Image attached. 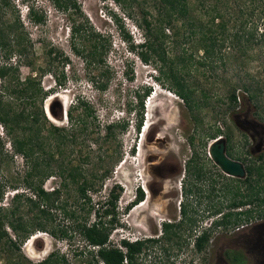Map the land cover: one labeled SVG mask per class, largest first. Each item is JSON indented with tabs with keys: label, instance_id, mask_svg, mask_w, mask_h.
<instances>
[{
	"label": "rangeland",
	"instance_id": "rangeland-1",
	"mask_svg": "<svg viewBox=\"0 0 264 264\" xmlns=\"http://www.w3.org/2000/svg\"><path fill=\"white\" fill-rule=\"evenodd\" d=\"M10 1L12 9L6 17L10 21L14 14L19 17L21 29L29 39L25 61L18 65L19 75L25 79L35 73H39L40 77L43 72H48L42 78L45 90L55 87V75L65 83L62 89L56 90L45 102L47 115L59 125H66V119L63 123L55 120L49 111L51 106H55L57 110H65L75 104L78 98H84L95 108L97 118L94 133L78 147L82 156L70 154L69 157L76 164L81 162L91 175H96L102 167L111 171V174L107 178H96L97 185L88 191L91 202L79 196L77 185L65 187L52 210L51 230L57 234L54 236L50 231L36 232L21 244L19 252H2L1 249L6 250L7 246L4 247V242H1L0 264H16L20 258L25 260L22 264H36L47 259L53 252L64 258L59 264H96L91 253L93 249L86 246L76 227L78 224L90 225L97 220L99 203L105 201L116 185L119 187L117 193L121 194L116 209L117 221L110 233L111 244H121L122 237L126 236L141 239V242L162 239L165 224L174 225L172 230L177 232L171 242L165 239L158 244L146 243L147 246L137 258V264H226L225 253L232 247H241L243 237L242 231L232 232L237 227L235 225L215 228L214 222L211 226L212 221H219L221 214L229 212L224 207L231 197L232 191H228V188L232 182L220 175L221 170L210 157V146L216 138L230 136V156L248 161L250 144L236 127L234 117L238 114L240 121L249 119L264 129L262 48L256 46L249 52V60L234 50L227 49L226 54L231 57L228 66L219 64L211 72L198 64L197 58L186 79L190 85L198 87L195 98L201 99L204 104L200 110L191 113L177 95L171 80L162 78L154 64H145L137 51L133 50L145 37L144 18L152 20L151 16L146 17L144 14V8L148 7L146 10H149L153 6L152 2L74 0L81 12L69 10L65 13L55 6V0ZM236 5V2L231 3L232 8L237 9ZM27 6H33L40 13L44 12L47 23H31ZM257 20L258 15L253 17L255 23ZM80 22L106 36L110 50L105 57V64H99L89 56L82 50L79 42L77 46L82 52H75L69 28L72 23ZM189 46H184L187 50L184 47L174 48V54L195 51L196 46H191L192 50H189ZM85 47L88 48L89 43ZM170 47L172 45L168 49ZM50 48H55L59 54L63 53L68 57V62L55 60L54 55L48 56ZM174 54L170 51L171 56ZM2 55L5 53L0 52V65L3 64ZM16 55H12L11 62L15 66L18 63ZM198 57L201 58L202 55L199 53ZM25 63H31L32 68ZM143 87L151 88L152 92L151 98L145 101L143 125L146 122L147 128L145 131L142 128L138 131L137 112L134 110L128 114L127 110L137 107L139 100L136 94ZM232 88L237 89L240 98L238 108L235 109L231 108L228 100ZM247 93L257 96L249 101ZM124 120H129L126 130L117 128L115 140L110 143L102 141L107 125H121ZM218 131H221L220 136H217ZM97 140L99 144H96ZM193 154L197 155L198 164L204 168L202 179H187L184 176L185 164ZM249 161V165L259 167L257 161ZM0 166L8 181H16L15 185L24 189L21 178L24 161L12 150L1 124ZM258 177L255 173L250 179L257 183L260 199L264 201V167L263 178L258 180ZM59 182L56 177L50 178L44 188L52 191L60 186ZM140 185L146 189L147 194L141 188L143 201L132 207L139 196L137 188ZM191 186L196 188V192L187 195L185 190ZM16 192L13 189L7 190L4 199L6 205ZM211 194L218 197L216 217L209 214ZM144 202L146 205L138 210ZM251 205L253 207V203ZM184 207L187 210L186 216H183ZM236 211L233 209V212ZM250 211L253 220L264 219V203ZM103 220L109 221L110 217L104 215ZM241 224H244L243 220L239 226ZM205 229L210 233L211 241L203 252H198L195 240ZM6 230L10 238L14 239L15 233L10 228ZM64 232L67 236L63 235ZM229 253L230 257H236V261L242 259L240 254Z\"/></svg>",
	"mask_w": 264,
	"mask_h": 264
},
{
	"label": "trees",
	"instance_id": "trees-1",
	"mask_svg": "<svg viewBox=\"0 0 264 264\" xmlns=\"http://www.w3.org/2000/svg\"><path fill=\"white\" fill-rule=\"evenodd\" d=\"M55 1V6L65 13L69 10L81 12L74 0ZM114 1L121 3L124 0ZM147 1L152 2L153 6L149 7V10L145 7L144 14L146 17L151 16L152 20L144 18L145 37L143 42L133 50L137 51L142 62L147 65L154 64L162 78L171 80L177 95L191 113L200 110L204 104V101L202 103L201 99L195 98L198 87L190 85L186 79V76L191 74L190 70L197 58L198 64L211 72L219 64L228 66L231 57L226 54L227 49L234 50L247 60L250 59L249 52L256 46L264 51V0H145L143 3ZM234 2L237 4V9L231 7V3ZM11 9L10 0H0V52L5 53L2 55L3 64L0 65L2 88L0 90V124L9 138L12 150L24 161V170L21 175L24 189L15 185L16 181H8L4 169L0 166V243L4 242V247L7 246L6 250L1 249L5 253L19 252L21 244L36 232L50 231L54 236L57 234L51 230L52 210L65 187L70 184L77 185L79 196L91 202L88 191L97 185L96 178H107L111 174V171L102 167L96 175H91L81 162L76 164L69 157L70 154L82 156L78 147L94 133L97 118L95 108L84 98H78L75 104L73 103L65 110L62 108L57 110L55 106H51L50 111L55 120L63 123L66 119V125H59L47 115L45 102L56 90L62 89L65 83L55 75V87L45 90L42 86V78L48 72H43L40 77L39 73H35L25 79L19 75L20 66L18 65L25 61L29 39L21 29L19 17H15L14 14L12 21L7 19L6 16ZM27 9L31 23L34 25L47 23L44 12H38L33 6H27ZM256 15L258 20L255 23L253 17ZM69 31L75 52L78 54L82 52L77 46L79 42L82 50L89 56L95 58L99 64H105V57L110 50L106 36L82 22L72 23ZM88 43L89 47L86 48L85 44ZM170 45L172 47L168 49ZM187 45H190L189 50L196 46L195 51L174 54V48H183ZM184 50L187 49L184 47ZM170 51L174 54L173 56L170 55ZM47 53L48 56L54 55L55 60L61 59L63 63L68 62V57H65L63 53L59 54L55 48H50ZM199 53L202 55L201 58L198 57ZM14 54H17L16 59H18L16 66L11 63ZM25 64L31 68L33 66L31 63ZM139 90L136 94L139 100L137 107L127 110L128 114L134 110L137 112L136 129L138 131L143 126L146 98L152 92L149 87ZM203 94L206 98V93ZM256 96L257 94L247 93L249 101H253ZM239 99L237 89L232 88L228 96L231 108H238ZM128 126L129 120H124L121 125L116 123L107 125L102 141L112 142L116 138L117 128L126 130ZM220 132H217L219 134L217 136L221 135ZM190 142V144L193 143V138ZM96 144H99L98 140ZM184 172L187 179L204 177V168L198 164L196 154H193L186 162ZM248 172V195L243 193L242 185L245 187V183L241 180L232 182L228 188V191H232L233 194V209L237 210L242 205L258 202L260 199V189L251 179L257 173L260 180L263 168L251 164ZM53 177L59 179L60 186L47 191L44 184ZM118 188L117 185L113 187L105 201L99 203L96 211L98 218L94 223L78 224L76 227L83 236L86 246L93 249L91 253L94 255L96 264L100 262L137 264V258L147 246L146 243L158 244L165 239L171 242L177 235V232L172 230L174 225L165 224V234L162 239H149L146 242L136 243L122 242L119 244L120 247L111 244L109 238L117 221L116 209L121 194V192L117 193ZM8 189L17 192L13 195L11 202L6 205L4 199ZM185 192L186 194L195 193L196 188L191 186ZM137 198L134 205L143 201L144 194L141 189ZM245 199L248 201H244ZM251 212L249 211L247 216L250 217ZM218 213L220 214V210ZM102 215L110 217V220L104 221ZM186 215L187 210L184 207L183 216ZM244 215L246 214L242 211L224 213L222 218L215 222V228L227 227L230 224L239 226L245 219ZM73 216L72 213L71 217ZM7 228L15 233L14 239L10 238ZM63 235L67 236L65 232ZM210 241V233L203 231L195 240L196 250L203 252ZM229 254L227 251L226 257H230ZM8 259L10 260L9 257ZM63 260L64 258H60L53 252L47 259L36 264H59ZM22 261L25 260L20 258L16 264H22Z\"/></svg>",
	"mask_w": 264,
	"mask_h": 264
},
{
	"label": "flooded vegetation",
	"instance_id": "flooded-vegetation-1",
	"mask_svg": "<svg viewBox=\"0 0 264 264\" xmlns=\"http://www.w3.org/2000/svg\"><path fill=\"white\" fill-rule=\"evenodd\" d=\"M239 116L240 115H238V114L235 115L234 122H235L236 127L242 133V136L243 137L245 136L248 139L247 141H249L250 145H248V152H249L250 156L248 157L249 158L248 161H244L241 159H234L233 157H231L230 156V149H229V137L230 136L225 137L224 139H225V142L227 145V156L229 158L235 160V161L241 162L245 167L247 176L243 179L234 178L232 176L226 175L222 171H221L220 175H222L223 177L229 178L227 180H230V182H234V180L243 181V183H245V187L243 188V193L245 195H248V193H249L248 182L249 181H248L247 177L249 176V172H248L249 162H250L249 160L257 161L259 167H261V168L264 167V129L258 127V125L256 123L250 121L249 119H244V121H240L241 117H239ZM217 168H219V167L217 166ZM137 199H136V201H137ZM209 199L212 200L211 206H210L211 211L209 212V214H210V216L216 217L217 216L216 203H217L218 197L211 194ZM246 200L248 201V199H245L244 201H246ZM232 201H233V194L231 192V197H230L229 201H227L226 206L224 207L225 209L228 208L229 212L233 211ZM141 202H139V203H141ZM263 203L264 202L262 201V199H259L257 204H255V202L253 203V207L250 203H247V204L242 205L240 207L242 212H245V214H246V215H244V218L245 217L246 218L243 219L244 228L237 231V232L242 231L241 235L243 237V241H242L241 247H232V249H229V252H232L233 254L242 255V259L240 261L239 260L236 261V257H226V259H224V262L226 264H264V219L261 218V219L253 220L251 217L247 216V214L250 210H252L253 208L256 209V207L259 208ZM144 204H142V205H144ZM134 206H132V207H134ZM240 208H237L238 212H241V211H239ZM223 214H221V216ZM214 222H216V221L211 222V226L214 224ZM229 226H232V225L230 224ZM206 230L207 229H205V231ZM237 232H234V233H237Z\"/></svg>",
	"mask_w": 264,
	"mask_h": 264
},
{
	"label": "water",
	"instance_id": "water-1",
	"mask_svg": "<svg viewBox=\"0 0 264 264\" xmlns=\"http://www.w3.org/2000/svg\"><path fill=\"white\" fill-rule=\"evenodd\" d=\"M210 157L226 175L240 179L247 176L244 165L227 156V145L224 137L220 136L213 141L210 146Z\"/></svg>",
	"mask_w": 264,
	"mask_h": 264
},
{
	"label": "clouds",
	"instance_id": "clouds-1",
	"mask_svg": "<svg viewBox=\"0 0 264 264\" xmlns=\"http://www.w3.org/2000/svg\"><path fill=\"white\" fill-rule=\"evenodd\" d=\"M151 96V95H150ZM148 97V99L149 98H151V97ZM147 99V98H146ZM148 108V107H147ZM148 118H147V122H148ZM142 128V130L143 131H145V129L147 128V124H146V122H145V124L141 127ZM138 155V154H137ZM143 189L144 190V192L147 194V191H146V189L143 187V186H138V188H137V190H140V189ZM125 237V236H124ZM141 241V239H132V238H130L129 236L127 237H125V238H123L122 237V239H121V242H129V243H136V242H140Z\"/></svg>",
	"mask_w": 264,
	"mask_h": 264
},
{
	"label": "built area",
	"instance_id": "built-area-1",
	"mask_svg": "<svg viewBox=\"0 0 264 264\" xmlns=\"http://www.w3.org/2000/svg\"><path fill=\"white\" fill-rule=\"evenodd\" d=\"M239 211H242V210L239 209ZM243 228H244V225L242 224V225H240V226H237L235 229H233L232 232H237V231H239V230H241V229H243Z\"/></svg>",
	"mask_w": 264,
	"mask_h": 264
},
{
	"label": "bare ground",
	"instance_id": "bare-ground-1",
	"mask_svg": "<svg viewBox=\"0 0 264 264\" xmlns=\"http://www.w3.org/2000/svg\"><path fill=\"white\" fill-rule=\"evenodd\" d=\"M49 111H50V110H49ZM50 113H51V112H50ZM51 115H52V114H51ZM145 130H146V129H145ZM144 203H145V202H144ZM144 203H143V204H144ZM144 205H145V204H144ZM144 205L141 204V206L138 207L137 209L139 210V209L142 208ZM35 239H36V238H35ZM31 242H32V241H30V243H31Z\"/></svg>",
	"mask_w": 264,
	"mask_h": 264
}]
</instances>
